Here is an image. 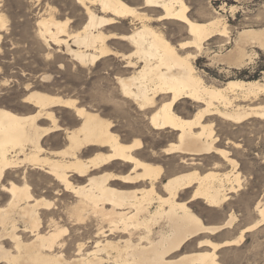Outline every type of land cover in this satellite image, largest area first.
I'll use <instances>...</instances> for the list:
<instances>
[{"label":"bare ground","instance_id":"obj_1","mask_svg":"<svg viewBox=\"0 0 264 264\" xmlns=\"http://www.w3.org/2000/svg\"><path fill=\"white\" fill-rule=\"evenodd\" d=\"M135 1L141 4L132 7L123 0H74L86 23L73 33L68 31L70 19L58 21L57 10L49 4L36 21L37 38L44 47H64V52L57 49V53L78 65L94 66L108 56L126 59L125 67L135 70L114 80L121 98L136 107L141 119L132 122L117 109L114 115L127 122L123 125L102 117L97 105L82 106L77 99L37 91L22 100L27 114L0 108V193L8 196L0 208V264H219L218 249L240 243L245 232L264 221V205L258 204L259 222L243 229L236 240L215 243L210 237L231 227L234 216L230 214L220 225H206L187 205L201 200L208 208L218 209L228 201L229 193L240 190L238 164L228 151L216 146L210 120L240 124L249 118L264 119V104H238L253 102L264 94V84L228 80L213 85L197 73L193 61L203 54L204 43L224 37L229 44L223 18L200 23L189 16L185 0ZM5 23L0 9V52ZM125 23L134 26L127 35L105 32ZM166 24H177L188 39L171 42ZM112 40L126 41L133 50L127 55L113 51L108 45ZM253 44L264 47V30L239 32L233 49L219 61L239 68L248 58L245 47ZM182 101L197 108L190 119L176 111ZM54 108L72 113L79 127L70 131L59 126ZM139 123L174 136L176 143L162 152L188 156L179 157V164L193 166L191 171L173 176L165 172L164 179L163 168L149 162L152 158L141 151ZM125 126L128 130L122 137L119 133ZM58 132H63L65 147L60 151L45 149L43 140ZM91 151L97 152L83 159ZM202 156L221 162L201 173L202 168L196 167L201 163L195 157ZM221 163L231 170L217 171ZM110 168L120 171L105 170ZM27 170L42 172L55 195L62 192L75 199L69 213L76 223L72 256L62 253L67 229L61 225V216L53 203L33 197ZM95 172L100 173L92 174ZM190 189L189 199L180 201ZM23 235L30 238L24 240ZM7 241L10 249L3 246Z\"/></svg>","mask_w":264,"mask_h":264},{"label":"rangeland","instance_id":"obj_2","mask_svg":"<svg viewBox=\"0 0 264 264\" xmlns=\"http://www.w3.org/2000/svg\"><path fill=\"white\" fill-rule=\"evenodd\" d=\"M123 1L132 7H138L141 4L135 0ZM185 1L192 19L204 23L212 18L220 17L226 22V36L229 38V44H226L227 38H212L204 43V55L201 54V57L193 61L197 73L203 80L213 85H223L228 80L244 82L259 80L264 84V47L254 44L247 45L245 50L248 58L245 64L239 67L240 69L229 66L226 61H219L233 49L234 40L237 39L239 32L244 29L264 30V0ZM46 4L57 10L55 18L58 21L70 19L68 31L71 33L78 31L86 23L83 11L74 5V0H2L0 9L6 16V23L2 33L0 52V108L27 114V105L23 104L22 100L29 93L37 91L51 96L77 99L82 106L93 105L95 107L97 105L96 109L99 113L101 110V116L107 120H117L114 115L117 109L128 115L132 122L141 119L136 107L130 101L126 102L121 98L114 80L115 76H128L135 70L125 67L126 59L108 56L94 66H81L69 56L57 53V49L64 52V47L52 46L51 51L38 40L36 21L42 15ZM165 27L168 38L174 44L188 39L187 34L177 24H166ZM133 29L134 26L125 23L122 27L109 28L105 32L127 35ZM108 45L113 51L124 55L133 50L132 45L126 41L112 40L108 42ZM48 52L51 55L47 56ZM131 59L136 61L134 57ZM137 66L141 64L138 63ZM238 104L242 106L264 104V94L253 102H239ZM53 111L57 124L62 128L74 131L79 127V121L72 113L62 108H54ZM176 111L183 118L190 119L196 113L197 108L189 101H182L176 106ZM210 121L213 123V135L217 137L216 146L228 151L230 158L238 164L236 171L242 181L241 188L229 193L228 201L218 209L208 208L201 200L192 201L187 205L206 225H220L228 219L230 214L234 216L235 221L231 227L210 237L213 242L221 243L236 240L243 229L261 220L257 205H264V119L249 118L240 124L220 119ZM121 124L125 125L127 122L123 120ZM139 126L142 128V134L137 139L142 143L141 151L152 158L153 161L149 162L163 168V178L165 172L173 176L191 171L193 166L179 164V157L188 159V156L165 155L162 152L169 144L176 143L174 136L166 131H152L148 126L144 127V123H139ZM127 130L128 126H125L119 134L126 137ZM54 137L57 138L54 139ZM63 137V132L49 136L43 140V147L50 151H60L67 144ZM95 152L97 151H91L83 159L93 157ZM195 159L199 164L201 163L196 166L202 168L201 173L210 170L212 164L219 161L207 156L195 157ZM221 164L222 166L217 171L225 173L231 170L230 166ZM105 170L115 173L120 171L119 168ZM21 175L22 171L18 172V181H16L18 184L21 183ZM7 179L3 181L4 184H7ZM26 180L33 197L43 198L53 203L57 210L55 212L61 216V225L67 229L62 253L65 257L72 256L75 250L73 230L76 223L69 213L75 199L62 192H60L61 196L55 195V191L51 187L48 188L49 182L40 171L27 170ZM191 190L182 194L180 201L186 202ZM7 199L8 196L0 193V208L5 206ZM91 231L93 232L94 229L91 228ZM80 232L83 231L80 230ZM22 237L25 240L29 239L30 235ZM3 246L10 249L11 243L7 241ZM216 255L219 264H264V221L245 232L240 243L222 247L216 251Z\"/></svg>","mask_w":264,"mask_h":264}]
</instances>
